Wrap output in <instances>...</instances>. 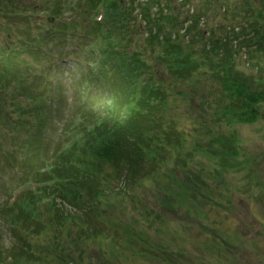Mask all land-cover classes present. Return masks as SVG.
<instances>
[{"label":"trees","instance_id":"obj_1","mask_svg":"<svg viewBox=\"0 0 264 264\" xmlns=\"http://www.w3.org/2000/svg\"><path fill=\"white\" fill-rule=\"evenodd\" d=\"M17 1L0 0V20ZM28 1L31 3H18L23 24L28 27L23 47L26 51L28 48L30 56L42 58L49 43L61 48L77 36L79 27L85 30L80 36L83 48L78 54L71 53L77 54L79 71L75 78L84 87L77 90L78 102L71 107L67 121L60 123L63 141L57 143L53 152L48 148L33 158L29 147L42 150L46 139L52 144V138L43 132L48 127L46 116L52 119L53 113L60 114L64 102L60 98L59 105L51 108L56 87L50 88L47 83L44 86L41 73L33 75L31 69L18 74L8 62L6 51L0 48V173L5 167L19 165L21 159L28 173L23 174L27 177L19 186L31 187L14 204L9 205L7 200L0 207V221L16 239L13 248L19 249L12 263L2 251L0 264H27L37 256L40 248L33 241L36 236L44 237L41 227H35L43 223L41 211H57L49 219L62 233L67 229L68 235L75 225L86 230L85 224L80 223L83 217L74 211L94 209L93 205L84 204L90 198L99 202L101 197L109 200L115 196L104 191L102 182H113L119 169L130 171L137 178L144 165L153 164L155 169L164 165L160 159V151L167 149L164 142L171 144L177 138L166 119L167 102L183 94V87L196 84L199 73L212 72V79L220 85V101L227 102L218 103L217 113L230 115L228 123L252 124L264 119V68L250 73L240 68L245 63L252 65L260 57L264 61L261 21L252 23L253 34L235 45L230 40V25L221 23L205 35L201 29L202 13H209L210 8L194 7L190 9L192 14L186 13L185 7L192 5L193 0ZM223 1L206 0L205 5L217 2L225 10L222 13L228 14L230 6ZM247 5L252 9L255 3L246 4L249 11ZM8 14L7 17L14 15ZM99 14L102 19L96 21ZM260 14L264 16V7ZM47 17L62 20L60 27L40 34L31 31L32 26H37L36 32L51 27ZM219 27L223 33L213 39ZM188 36L192 40L187 42ZM233 38L239 40L238 36ZM244 49L246 58L241 53ZM95 85L100 93L90 98V87ZM58 88L62 91L61 85ZM24 131L29 133L27 137ZM40 132L43 133L38 136ZM154 151L156 159L151 157ZM59 193L72 210L62 219L58 217L62 212L57 205ZM68 246L62 247L63 262L71 258Z\"/></svg>","mask_w":264,"mask_h":264},{"label":"rangeland","instance_id":"obj_2","mask_svg":"<svg viewBox=\"0 0 264 264\" xmlns=\"http://www.w3.org/2000/svg\"><path fill=\"white\" fill-rule=\"evenodd\" d=\"M18 1L0 20V48L6 51L8 62L18 74L31 69L33 75L41 73L44 86L47 83L50 88L56 87L58 94L50 90H53L51 108L59 105L60 98L64 102L60 114L53 113L52 119L46 116L48 127L43 132L52 138V144L46 139L44 149L28 148V152L33 150L30 155L35 158L48 148L53 152L57 143L63 141L60 123L67 121L71 107L78 102V92L72 89L77 79L71 76L74 72L70 68L71 58H77L83 48L80 36L85 31L79 27L77 36L61 48L50 43L47 57L30 56L28 48L26 51L23 47L28 27L23 24ZM241 1H223L230 6L229 15L222 13L225 10L217 2L209 5L211 11L207 16L201 12V28L207 30L205 35L215 31L221 23L230 25V40L239 44L240 41L232 37L233 33L242 36L244 26L253 23L252 18L248 22L239 19ZM243 1L242 7L248 0ZM205 2L193 0L192 5L185 7V12L192 14L194 7H207ZM256 2L264 7V0ZM10 12L14 15L7 17ZM30 29L36 32L37 26ZM222 31L219 27L213 39L220 37ZM188 40H192L190 36ZM242 51L246 58V49ZM73 52L77 54L73 56ZM61 53L69 56L63 65H59V60L55 62ZM199 57L205 60V56ZM259 64L258 67V63L257 66L245 63L240 68L250 73L257 67L264 68L263 60ZM204 72L198 74L196 84L183 87V94L167 102L166 119L177 138L171 144L164 142L167 149L160 151L164 165L158 169L153 164L144 165L137 178L130 171L119 169L113 182H102L104 191L120 200L106 205L105 199L99 198L104 206L99 211L101 216L93 214L94 222L99 224L97 233L91 222L88 231L75 225L67 235V229L62 233L49 219L57 211H41L43 223L35 227H41L44 232L49 254L54 256L51 264H69L62 261V247L67 244L71 264H264V119L252 124L228 123L230 115L217 113L218 103L227 102L220 101L221 87L212 79V72L207 75ZM60 84L62 91L58 88ZM94 96L92 93L90 98ZM261 110L264 111V106ZM23 133L25 137L29 135L26 131ZM231 141L237 153H230ZM151 157L157 158L155 151ZM18 162L19 165L5 167L0 173V207L7 200L11 204L10 196L31 190L29 185L19 186L27 177L23 174L28 173V168L21 159ZM70 186L73 188L71 183ZM62 195L59 193L57 204L62 211L59 219L69 215L68 211L72 212ZM84 199L86 201L88 195ZM84 204L100 208L93 198ZM87 220L93 221L88 212L84 217V221ZM89 233L96 236L89 235L86 240L80 237ZM14 241L7 226L0 221V258H4L2 251L7 253L13 248ZM34 244L41 248L42 242L35 240ZM13 249L14 254L7 259L9 263L18 257L19 249Z\"/></svg>","mask_w":264,"mask_h":264}]
</instances>
